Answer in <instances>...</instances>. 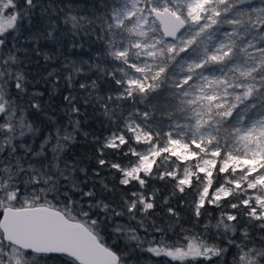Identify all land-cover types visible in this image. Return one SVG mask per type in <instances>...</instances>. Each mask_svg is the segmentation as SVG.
<instances>
[{"label": "snow or ice", "instance_id": "snow-or-ice-1", "mask_svg": "<svg viewBox=\"0 0 264 264\" xmlns=\"http://www.w3.org/2000/svg\"><path fill=\"white\" fill-rule=\"evenodd\" d=\"M38 9L44 29L23 43L87 36L97 48L95 63L64 69L66 123L48 115L44 92L28 91L20 38ZM74 12L0 0V264H133L136 251L165 264H228L226 253L231 264H264V0H100L90 16ZM85 65L99 75L73 95ZM81 100L103 117L92 175L114 170L111 187L69 157ZM39 113L41 127L30 119ZM157 180L172 185L167 227L157 223L159 189L149 191ZM190 191L197 220L206 205L220 215L181 235L168 200Z\"/></svg>", "mask_w": 264, "mask_h": 264}, {"label": "trees", "instance_id": "trees-1", "mask_svg": "<svg viewBox=\"0 0 264 264\" xmlns=\"http://www.w3.org/2000/svg\"><path fill=\"white\" fill-rule=\"evenodd\" d=\"M46 3H55L59 7H70L75 9L74 14L80 16H90L95 11V7L100 4V0H45ZM256 3H259V0H256ZM39 9L37 10V18L32 20L29 24L28 21H25V27H30V31L24 32L21 36L22 42V51L27 50L29 52V60L25 64V70L28 73V79L31 82L28 85V91L31 93L33 90H39L44 92L43 103L45 108L47 109V113L49 116L55 113L56 119L60 120L62 123H66V117L64 116L63 109L66 106V101L63 100L65 95L69 94V90L63 77L67 75L66 69L67 65L71 62H76L79 65L80 61H89L90 56H95L97 52V48L93 46L94 37L89 38L84 36L83 39L77 37L75 41H73L70 37L63 36L60 43H56L52 40L46 39L43 35H40L37 39L31 40L29 43H23L28 40L32 33L41 32L44 29V25L46 21H41L39 19ZM83 35V33H81ZM45 54H47L50 59H45ZM90 63H95V61H89ZM49 73H56L48 78ZM77 92L72 93L73 95H83L82 91H79V83L90 82L97 78L99 73L96 72L95 69L89 70L88 66H84V70L79 73H73ZM35 78V79H33ZM42 78H48V83H44ZM99 86L101 91L103 92L108 88L107 79L99 81ZM14 88V85H13ZM81 105V114L73 119H79L81 122V127L79 130V134L76 137V140L71 145V150L69 152V157L74 160L80 161V167H83L87 170L89 177L97 181V188H99V180L101 178H106L105 182L111 184L113 181L118 184L119 177L116 176L114 178L113 171L104 170L101 171L99 176H93V167L96 165V160L98 158V154L95 149L98 147L93 140L94 137L100 136L102 137L106 133L101 131V121L103 117L100 116L98 119V113H93L92 105L84 106L83 101L80 102ZM131 101H128L124 104V108L126 109L124 115H127L128 111H131ZM141 108V110H145L143 105H137ZM30 119H34L36 121L37 127H41L42 123H48L47 118L44 113H39L30 117ZM167 124V120L164 121ZM71 130V129H69ZM167 131V128H164ZM47 132V129H45ZM87 133V135H85ZM39 143V141H37ZM126 151V149H125ZM106 159H112V156L104 157ZM126 162V161H125ZM79 179H85L84 173H80ZM152 188L159 189L157 193V213L159 216L163 217V222L158 219L157 223L163 224V226L167 227V208L162 207L163 201L165 197H169L172 185L167 184L164 181H154L149 186V191ZM87 190V189H85ZM194 192H189L187 196L183 197L184 203H181V197L173 196L168 200V205L173 207L179 213V223L175 227V233H180L184 235L185 233H181V229H191L192 232L203 231V225L208 223L210 216L219 217L220 210L213 205H206L203 210V216L197 220L191 209V203L194 200ZM235 202V201H233ZM174 220L176 218H173ZM127 220V217L121 219L120 223H123ZM215 224V219L211 221ZM195 225V227H194ZM255 234V233H254ZM140 235L143 236L144 232L141 230ZM173 240L176 239V236L172 233H169ZM105 238L109 244H113L114 240L111 236L105 234ZM150 238V237H149ZM159 239V237H157ZM147 247V245H145ZM123 253H127L129 250L124 248V241H120L119 247L117 249ZM133 264H165L164 258H157L152 256L146 252L136 251L132 253ZM225 258L228 261V264H231L232 256L229 253L225 254ZM206 264V262H205ZM212 264H224L223 260H217L213 258Z\"/></svg>", "mask_w": 264, "mask_h": 264}, {"label": "rangeland", "instance_id": "rangeland-1", "mask_svg": "<svg viewBox=\"0 0 264 264\" xmlns=\"http://www.w3.org/2000/svg\"><path fill=\"white\" fill-rule=\"evenodd\" d=\"M222 179V178H221ZM218 186V185H217Z\"/></svg>", "mask_w": 264, "mask_h": 264}]
</instances>
